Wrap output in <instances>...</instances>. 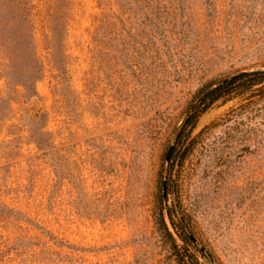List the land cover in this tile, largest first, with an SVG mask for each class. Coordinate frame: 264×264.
Listing matches in <instances>:
<instances>
[{
  "label": "rangeland",
  "instance_id": "obj_1",
  "mask_svg": "<svg viewBox=\"0 0 264 264\" xmlns=\"http://www.w3.org/2000/svg\"><path fill=\"white\" fill-rule=\"evenodd\" d=\"M32 2L35 95L30 57L11 68L0 43V264H184L161 201L197 264H264V122H234L259 92L203 112L182 162L177 146L202 85L264 70V0Z\"/></svg>",
  "mask_w": 264,
  "mask_h": 264
},
{
  "label": "trees",
  "instance_id": "obj_2",
  "mask_svg": "<svg viewBox=\"0 0 264 264\" xmlns=\"http://www.w3.org/2000/svg\"><path fill=\"white\" fill-rule=\"evenodd\" d=\"M32 1L33 0H0V43L6 51L9 52V56L12 58L9 59L11 68H14L13 58L15 54L18 55L21 61H25L26 63L29 57L31 59L30 48L33 33ZM58 12L56 17L57 20L63 14L62 10ZM52 29L53 32L58 33L61 30V23L56 22ZM10 52L13 55L10 54ZM31 62L32 64L30 66L32 70L29 71L28 68H22V73H24V75L20 74L18 80V84L26 90L29 96L36 94V82L42 75V66L35 53L32 54ZM10 79H12V77L10 78L9 76V82H11ZM250 91L259 92L258 98L254 103L245 105L242 110L243 112L240 111L236 114V120L234 121L235 125H243L247 119L257 116L264 122V70L259 69L240 72L217 82H208L197 90L195 99L187 111L183 127L177 136V146L180 140L184 141L181 145V152H178L181 154V162L196 145L197 137H192L191 134L201 114L220 99H231L236 95ZM242 115H244L243 118ZM186 142L187 145L184 147ZM175 151L176 148H173L170 161H176L178 159ZM163 202H165V199ZM180 211L182 213L181 221L185 223L189 216V210L188 208L181 207ZM156 223L158 231L161 233L162 240L167 243L169 242L170 248L174 251V254L180 258L179 260L184 264H197V259L190 254L186 246H180L178 243V240L185 244L195 243V234L188 228L183 230L174 219L173 214L169 210L165 211L162 208V201L157 207ZM199 251L201 253L204 252L203 248H200Z\"/></svg>",
  "mask_w": 264,
  "mask_h": 264
},
{
  "label": "water",
  "instance_id": "obj_3",
  "mask_svg": "<svg viewBox=\"0 0 264 264\" xmlns=\"http://www.w3.org/2000/svg\"><path fill=\"white\" fill-rule=\"evenodd\" d=\"M172 147H171V149H170V151H169V154H168V158L167 159H169V157H170V154H171V152H172Z\"/></svg>",
  "mask_w": 264,
  "mask_h": 264
}]
</instances>
